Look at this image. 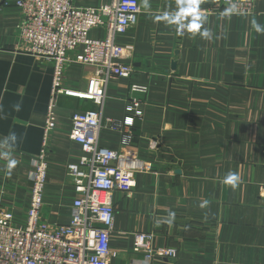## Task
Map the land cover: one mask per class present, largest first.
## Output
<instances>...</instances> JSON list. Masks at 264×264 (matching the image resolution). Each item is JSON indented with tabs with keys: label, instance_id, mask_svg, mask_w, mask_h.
<instances>
[{
	"label": "crops",
	"instance_id": "1",
	"mask_svg": "<svg viewBox=\"0 0 264 264\" xmlns=\"http://www.w3.org/2000/svg\"><path fill=\"white\" fill-rule=\"evenodd\" d=\"M250 1L252 12L225 14L221 0H138L136 23L115 38L127 49L121 62L130 76L109 78L101 105L58 97L41 210L50 227L72 215L66 166L82 149L69 137L71 116L97 109L99 145L118 151L117 164L132 178L130 189L113 193L108 264H264V0ZM21 21L15 0H0V213H12L18 225L53 71L23 49ZM89 36L101 38L104 29ZM92 72L69 62L65 87L84 90ZM132 83L147 89L132 92ZM132 99L138 105L128 111ZM128 116L131 124L122 125ZM230 174L239 177L235 186ZM134 232L152 234L155 247L175 248L176 256L134 251Z\"/></svg>",
	"mask_w": 264,
	"mask_h": 264
},
{
	"label": "built area",
	"instance_id": "2",
	"mask_svg": "<svg viewBox=\"0 0 264 264\" xmlns=\"http://www.w3.org/2000/svg\"><path fill=\"white\" fill-rule=\"evenodd\" d=\"M76 0H15L22 21L18 37L25 51L52 63L50 96L47 103L42 144L33 157L29 205L23 224H15L12 213H0V264H108L111 255L109 234L113 225V193L132 186L129 171L117 164L120 153L98 143L101 114L97 109L73 112L69 137L78 143L82 155L68 163L75 197L68 223L50 227L41 218L47 175V141L55 126L60 95L85 99L101 105L108 79L129 77L132 68L121 59L126 47L115 40L137 21L138 0H111L99 6H79ZM221 11L250 13V0H221ZM103 28L104 36L93 38L89 31ZM72 54V56H70ZM75 61L93 68L84 90L64 85L66 66ZM146 86L132 83L130 91L145 92ZM127 106L131 111L136 99ZM140 115V111H135ZM129 117V116H128ZM131 117L122 125H130ZM132 248L147 258L154 255L174 258L176 249L155 247L149 233L134 232Z\"/></svg>",
	"mask_w": 264,
	"mask_h": 264
},
{
	"label": "clouds",
	"instance_id": "3",
	"mask_svg": "<svg viewBox=\"0 0 264 264\" xmlns=\"http://www.w3.org/2000/svg\"><path fill=\"white\" fill-rule=\"evenodd\" d=\"M259 31V28L257 29ZM204 35H207V32L204 33ZM15 134H12V138L14 139ZM239 179L238 176H236L235 174H230L228 177H226V181L229 183H232L233 186H235V181H237Z\"/></svg>",
	"mask_w": 264,
	"mask_h": 264
}]
</instances>
